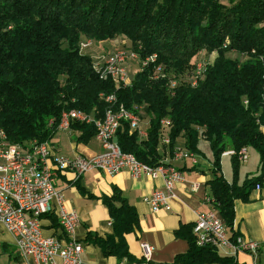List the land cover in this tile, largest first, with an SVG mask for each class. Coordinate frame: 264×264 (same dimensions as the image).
Wrapping results in <instances>:
<instances>
[{
    "label": "trees",
    "instance_id": "obj_1",
    "mask_svg": "<svg viewBox=\"0 0 264 264\" xmlns=\"http://www.w3.org/2000/svg\"><path fill=\"white\" fill-rule=\"evenodd\" d=\"M117 36L125 37L137 56L128 85L101 79L91 57L79 49L83 40ZM202 52L217 56L204 64L191 87ZM100 94H114L126 110L147 118L144 138L130 133L126 122L116 133L120 150L145 165L165 164L164 154L172 157L178 139L195 155L202 154L201 139L208 142L209 194L231 229L234 201H247L264 179V0H229V5L219 0H0V131L9 143L25 147L50 141L65 111L101 118L107 105ZM163 120L171 124L167 145L161 144ZM71 129L80 132L76 142L95 136L93 125L74 123ZM229 148L236 153L230 156L232 183L220 162ZM243 148L258 154L259 175L238 185L237 153ZM101 201L112 233L88 232L84 242L104 256L139 261L125 240L139 228L135 208L116 187ZM192 228L182 225L176 231L188 250L171 264H230L214 248L197 246Z\"/></svg>",
    "mask_w": 264,
    "mask_h": 264
},
{
    "label": "built area",
    "instance_id": "obj_2",
    "mask_svg": "<svg viewBox=\"0 0 264 264\" xmlns=\"http://www.w3.org/2000/svg\"><path fill=\"white\" fill-rule=\"evenodd\" d=\"M91 45V41H82L79 49ZM137 60L136 54L128 51H117L104 62H93V68L101 79H111L116 85H128L129 75L126 70L128 62ZM153 60V57L150 58ZM146 60L142 65L145 66ZM204 71V65L198 63L194 76L190 79L194 87ZM171 87L176 81L171 82ZM107 105L101 118L93 114H85L79 110H69L61 114L57 132H69L74 123L93 125L95 139L103 152L92 158L75 154L72 158L59 156L55 147L49 142L32 141L23 147L11 144L0 131V225L14 239V246L20 256L31 259L37 264H82L81 254L83 246L73 240V234L79 219L76 211L67 207L62 192L57 188L59 176L64 173L73 174L78 180L84 174L98 171L107 176L127 172L133 179L161 177L163 188L154 190L143 199L152 213L170 210V202L175 199V185L184 181L183 173L170 164H160L150 167L139 162L132 154L120 150L116 133L122 122L129 126L130 133H136L140 138L146 136L142 129V120L117 103L114 94L99 95ZM170 121H161V144L169 143L168 131ZM236 155L234 150L225 152ZM238 161L247 160V149L238 153ZM173 163L195 161V154L177 146L172 155ZM192 185V190L197 189ZM204 202L210 205V210L199 214L193 225L196 245L210 246L215 250H227L231 253L238 251L256 252L255 242L229 237L224 221L214 207L211 196H205ZM53 216L58 224L62 238L44 234L42 220ZM65 239V240H64ZM152 246L140 244L141 258L139 261H120L118 264H148L152 253Z\"/></svg>",
    "mask_w": 264,
    "mask_h": 264
},
{
    "label": "crops",
    "instance_id": "obj_3",
    "mask_svg": "<svg viewBox=\"0 0 264 264\" xmlns=\"http://www.w3.org/2000/svg\"><path fill=\"white\" fill-rule=\"evenodd\" d=\"M147 128L148 120L142 119V129ZM57 133H64L62 134L64 136L59 135L55 138V134L49 142L55 147L59 156L72 158L75 154H80L92 158L101 151V146L95 137L87 142H76V138L80 135L78 131L71 129L69 132ZM177 145L184 148L183 139H178ZM199 149L202 154L195 155L196 163L192 161L173 163L172 157L167 153L164 154L162 161L179 169L184 175V181L175 185L176 196L170 202V210L158 213H152L143 199L154 190L163 188L161 177L133 179L127 172L107 176L95 170L84 174L78 180H74L73 174L69 172L60 175L57 188L62 192L67 207L74 209L79 219L73 240L83 246L82 264L120 262L114 256H104L98 246L84 242L88 232H94L102 237L112 233L111 219L101 198L110 196L113 187L121 192L138 214V230L125 235L128 250L135 259L141 258V243H147L153 248L149 258L150 264H171L176 256L185 254L188 243L176 236V231L182 225L193 227L197 215L204 214L211 208L204 202V198L206 195L210 196L207 182L212 178L213 156L207 141L201 139ZM231 150L229 148L226 152ZM228 159L230 155L224 153L221 156V170L225 180L232 183V167ZM258 175V154L257 156L248 154L246 162L240 163L237 183L241 185L245 179ZM194 183L198 185L196 190L191 189ZM233 210L234 219L231 229L227 227L229 237L241 239L243 242H255L258 249L256 252L235 253L217 250L219 256L229 258L230 264H264V179L261 187L252 189L247 201L235 200ZM42 225L45 235L62 238L57 222L52 223L51 219L45 218L42 220ZM3 254L8 257L9 263L37 264L31 259L25 260L20 256L14 246L13 237L0 225V257ZM56 263L60 264L58 258Z\"/></svg>",
    "mask_w": 264,
    "mask_h": 264
},
{
    "label": "rangeland",
    "instance_id": "obj_4",
    "mask_svg": "<svg viewBox=\"0 0 264 264\" xmlns=\"http://www.w3.org/2000/svg\"><path fill=\"white\" fill-rule=\"evenodd\" d=\"M221 3L225 4V5H229V0H219ZM239 0H234V2H237ZM83 41H91V45L87 48L83 49L82 53L88 54L91 57L92 62H104L105 60H107L111 55H113L115 52L117 51H128L130 52V48L131 43L123 36H117L113 39H109V40H102V41H97L94 42L92 40H83ZM217 54L216 53H206V52H202L200 54L197 55V59H195V61L197 63H200L202 65L204 64H212L213 60L216 58ZM228 56L235 58L236 54H229ZM104 60V61H103ZM140 66V65H139ZM138 68V63H136V60H131L128 62V66H126V70L128 75H130L128 78L130 79L133 74H134V69L136 70ZM144 120H147L146 117L142 118ZM64 133H56V137L57 138L59 135L60 136H64L62 135ZM103 152L102 148L101 151L99 152L98 155H101ZM248 154L249 156L251 154H255V156H257V153L254 149L252 148H248ZM247 154V156H248ZM230 160V159H228ZM0 264H14L12 262H8V257L3 254L0 257Z\"/></svg>",
    "mask_w": 264,
    "mask_h": 264
}]
</instances>
